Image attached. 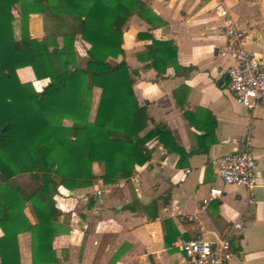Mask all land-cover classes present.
<instances>
[{
  "label": "crops",
  "instance_id": "0c3cea01",
  "mask_svg": "<svg viewBox=\"0 0 264 264\" xmlns=\"http://www.w3.org/2000/svg\"><path fill=\"white\" fill-rule=\"evenodd\" d=\"M141 1L162 25L153 28L131 16L123 34L124 55L109 63L125 61L138 103L169 132L167 146L151 140L149 161L129 179L106 185L100 179L102 167L95 163L91 186L58 188V222L68 232L53 241L56 264H189L180 240L215 242L234 223L241 229L230 242L229 264H264V108L245 109L228 89L230 61L217 54L226 41L223 20L214 12L216 3H222L235 27L247 34V47L264 61V0ZM32 18L44 23L39 14H30ZM43 36L44 30L39 39ZM152 39L175 47L176 66H152L147 49ZM88 48L76 38L79 60L84 61ZM16 73L37 92L48 83L35 80L30 67ZM92 97L94 117L100 89L94 88ZM152 128L149 123L147 130ZM246 147L256 162L258 186L250 192L223 186L220 197L207 201L209 189L220 186L211 160ZM27 208L25 215L34 223ZM18 248L20 264H33L30 233L19 234Z\"/></svg>",
  "mask_w": 264,
  "mask_h": 264
},
{
  "label": "trees",
  "instance_id": "16d2710c",
  "mask_svg": "<svg viewBox=\"0 0 264 264\" xmlns=\"http://www.w3.org/2000/svg\"><path fill=\"white\" fill-rule=\"evenodd\" d=\"M30 14L43 17L40 39L30 35ZM133 15L153 28L162 25L141 0H0V264H20L18 236L26 232L32 238V263L56 264L53 241L68 232L58 222V188L91 186L95 163L106 185L129 179L149 161L151 140L167 146L169 132L138 103L125 61L109 63L124 55L123 34ZM77 37L89 45L82 66ZM147 49L152 66H176L171 43L152 39ZM25 67L35 80L48 79L42 91L20 82L16 72ZM94 88L100 98L90 120ZM149 123L153 128L147 130ZM23 176L33 188L17 182ZM27 207L34 223L25 215Z\"/></svg>",
  "mask_w": 264,
  "mask_h": 264
},
{
  "label": "built area",
  "instance_id": "2783aa9c",
  "mask_svg": "<svg viewBox=\"0 0 264 264\" xmlns=\"http://www.w3.org/2000/svg\"><path fill=\"white\" fill-rule=\"evenodd\" d=\"M214 12L223 20L222 33L226 41L217 54L230 61L225 70L228 89L245 109L264 108L263 59L247 47V34L235 27L222 3H216ZM211 164L215 168L220 186L209 189L207 201L220 197L223 186H238L249 192L258 186L255 176L256 162L248 147L215 157ZM96 194L100 196L101 193L97 191ZM240 229L241 224L234 223L215 242L202 239L180 240L178 247L189 264H229L230 242Z\"/></svg>",
  "mask_w": 264,
  "mask_h": 264
},
{
  "label": "rangeland",
  "instance_id": "374dc122",
  "mask_svg": "<svg viewBox=\"0 0 264 264\" xmlns=\"http://www.w3.org/2000/svg\"><path fill=\"white\" fill-rule=\"evenodd\" d=\"M13 14H14L15 19H16L15 20V24H14V28H15L16 35L18 36V34H19V27H20L18 8H15V10L13 11ZM30 25H31V27H30ZM28 28H29V32L30 31H36L37 32L36 34L35 33H32L31 34V32H30V34L33 37L39 38L42 30H44L43 29L44 28V23L40 22V20L37 19V18H32L31 20H28ZM78 63H79L80 66H82L84 64V61L78 60ZM18 78H20L19 80H21V81L24 80L23 76H19ZM22 83H30L33 86V84L31 82H22ZM36 87L39 88L38 84H36ZM33 88H34V86H33ZM93 111H94V106H93V100H92V106H91V111H90V116H89L90 120L91 119L93 120V118H94V117H92V115L94 113ZM63 124L65 126H70L71 125V123L69 121H67V120H64L63 121ZM97 170L98 169L95 168V171H97ZM17 182L21 186H23L24 188H26V189H30V188H33L34 187V183L28 178V176H23V177L17 178ZM28 211H30L29 208H27V212Z\"/></svg>",
  "mask_w": 264,
  "mask_h": 264
},
{
  "label": "clouds",
  "instance_id": "9594fccd",
  "mask_svg": "<svg viewBox=\"0 0 264 264\" xmlns=\"http://www.w3.org/2000/svg\"><path fill=\"white\" fill-rule=\"evenodd\" d=\"M154 90L153 88H150L149 91Z\"/></svg>",
  "mask_w": 264,
  "mask_h": 264
}]
</instances>
